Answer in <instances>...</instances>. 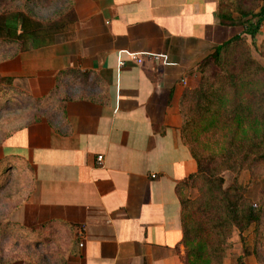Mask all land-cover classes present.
Masks as SVG:
<instances>
[{"label":"crops","instance_id":"obj_1","mask_svg":"<svg viewBox=\"0 0 264 264\" xmlns=\"http://www.w3.org/2000/svg\"><path fill=\"white\" fill-rule=\"evenodd\" d=\"M69 5L51 44L0 50V77L33 101L53 93L55 108L1 145L2 159L33 174L18 221L67 230L65 264H182L176 188L196 163L180 138V98L199 83L191 65L243 29L220 19L219 0Z\"/></svg>","mask_w":264,"mask_h":264},{"label":"trees","instance_id":"obj_2","mask_svg":"<svg viewBox=\"0 0 264 264\" xmlns=\"http://www.w3.org/2000/svg\"><path fill=\"white\" fill-rule=\"evenodd\" d=\"M242 2L234 3L242 16L239 25L254 45L264 22V5L255 13L243 10ZM219 6L220 19L234 21L223 10V0ZM64 19L60 14L43 23L24 11L0 12V50L47 46L68 27L70 21ZM198 71V85L185 89L179 102L180 138L196 163V172L176 188L183 230L180 259L182 264H223L231 233L236 230L242 243L244 232L262 217V208L247 202L246 186L235 178L224 188L221 174L230 171L238 176L242 171L264 168V67L252 58L245 38L235 35L215 46L198 64ZM11 83L10 77H0V85L9 93L35 105L34 120L52 116L53 93L33 101ZM189 186L198 188L194 200L182 195Z\"/></svg>","mask_w":264,"mask_h":264},{"label":"rangeland","instance_id":"obj_3","mask_svg":"<svg viewBox=\"0 0 264 264\" xmlns=\"http://www.w3.org/2000/svg\"><path fill=\"white\" fill-rule=\"evenodd\" d=\"M69 1L0 0V12L24 11L43 23L56 20L64 13V20L70 21L72 16ZM223 2V10L233 16L235 23L240 24L242 16L234 5L235 0ZM263 5L262 0H243L239 6L256 13ZM241 28L243 29L241 26L239 30ZM239 35L245 38L252 58L264 67V22L255 37L254 45L248 36L243 35V31ZM209 54L210 52L202 54L191 65L190 74L197 73L200 78L198 64ZM1 55L3 54L0 52ZM7 89L5 85H0V150L6 137L36 117L34 104L13 96ZM221 176L224 188L231 186L236 178L240 185L247 188V202L255 209L262 208L261 221L244 232L243 244L240 243L236 230L231 233L227 251L232 256L231 262L264 264V168L242 171L238 176L224 171ZM34 187L31 168L18 163H6L0 153V264H65L70 255L73 241L67 230L28 227L18 221V213L28 201ZM182 195L194 200L199 196V191L198 188L189 186L182 191Z\"/></svg>","mask_w":264,"mask_h":264},{"label":"built area","instance_id":"obj_4","mask_svg":"<svg viewBox=\"0 0 264 264\" xmlns=\"http://www.w3.org/2000/svg\"><path fill=\"white\" fill-rule=\"evenodd\" d=\"M149 57H151V59L153 61H155V62H158V61H160L162 59V57L158 56V55H152V56H149ZM131 61H133L135 64H140L142 62V59L139 58V57H136V56H132ZM119 65H120V67H123L125 65V61H121L119 63ZM101 160H102V156H99L97 161L101 162Z\"/></svg>","mask_w":264,"mask_h":264}]
</instances>
